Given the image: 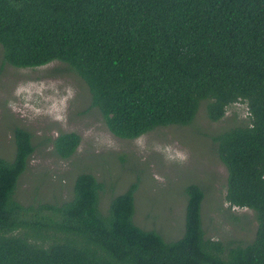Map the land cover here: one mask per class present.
<instances>
[{"label":"trees","instance_id":"obj_1","mask_svg":"<svg viewBox=\"0 0 264 264\" xmlns=\"http://www.w3.org/2000/svg\"><path fill=\"white\" fill-rule=\"evenodd\" d=\"M0 49L15 69L63 65L86 87L88 111L123 141L190 126L202 104L211 123L244 104L247 123L212 142L227 207L256 221L245 247L206 238L204 193L188 185L182 237L165 242L134 223L136 184L101 214L105 186L86 173L69 201L25 206L14 195L35 147L16 127L13 160L0 158V264H264V0H0ZM52 143L68 159L80 138Z\"/></svg>","mask_w":264,"mask_h":264},{"label":"rangeland","instance_id":"obj_2","mask_svg":"<svg viewBox=\"0 0 264 264\" xmlns=\"http://www.w3.org/2000/svg\"><path fill=\"white\" fill-rule=\"evenodd\" d=\"M64 70L57 62L23 70L2 65L0 49V158L13 160L16 127L32 134L35 147L17 183L16 201L63 204L72 197L76 178L86 173L105 186L98 208L106 214L109 198L136 184L134 223L175 242L184 230V189L197 185L204 193L200 216L206 238L236 241L239 247L254 240V212L227 207L226 169L212 142L218 133L247 123L244 104L228 108L217 123L207 119L202 104L190 126L123 141L107 131L95 110L88 111L86 87ZM65 133L77 134L80 144L71 157L60 159L52 142Z\"/></svg>","mask_w":264,"mask_h":264}]
</instances>
